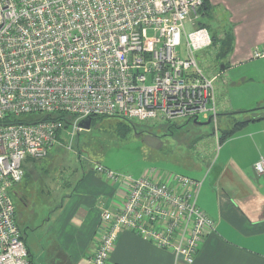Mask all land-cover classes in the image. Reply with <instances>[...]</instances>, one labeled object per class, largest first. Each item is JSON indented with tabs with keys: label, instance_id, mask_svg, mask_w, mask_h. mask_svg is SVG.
<instances>
[{
	"label": "built area",
	"instance_id": "built-area-1",
	"mask_svg": "<svg viewBox=\"0 0 264 264\" xmlns=\"http://www.w3.org/2000/svg\"><path fill=\"white\" fill-rule=\"evenodd\" d=\"M203 3L0 0V264H31L9 193L23 179L25 162L45 158L62 134L71 140L81 119L119 116L150 125L209 119L217 126L220 72L199 62L211 47L209 30L196 22ZM251 58H264V47ZM58 113L75 116L69 128L45 117ZM214 134L219 140L216 127ZM93 169L121 202L114 209L100 204L89 264H107L123 231L184 264L194 261L214 229L197 205L202 179L157 168L133 177L96 162ZM253 169L264 174V156Z\"/></svg>",
	"mask_w": 264,
	"mask_h": 264
},
{
	"label": "crops",
	"instance_id": "crops-1",
	"mask_svg": "<svg viewBox=\"0 0 264 264\" xmlns=\"http://www.w3.org/2000/svg\"><path fill=\"white\" fill-rule=\"evenodd\" d=\"M196 22L214 38L212 49L202 53L215 64L209 71L220 72L215 81L218 123L219 116H225L226 123L221 125L228 132L232 123L254 118L221 142L212 132L211 137L204 136L193 144L194 151L204 160L202 168L197 165L198 172L193 177L202 179L197 205L213 220L214 229L203 237L191 264H264V174L258 175L253 169V163L264 156V105L258 97L253 98L252 104L234 101L233 97L237 95L233 86L239 87L247 77L237 68L251 61L256 46L264 47V0H204ZM226 38L230 39V48L218 57V43ZM258 65L264 72V64ZM252 109L258 111L251 112ZM94 163L65 174L64 178H52L60 182L56 185L57 203L47 206L43 214L25 219L32 233L44 226L37 237L40 247L33 251L26 244L31 264L33 258L38 264H89L100 204L114 209L121 202L114 195L113 186L94 171ZM24 169V177L14 192L27 208L33 198ZM29 171L40 176V172ZM107 264L184 263L135 233L123 231Z\"/></svg>",
	"mask_w": 264,
	"mask_h": 264
},
{
	"label": "rangeland",
	"instance_id": "rangeland-1",
	"mask_svg": "<svg viewBox=\"0 0 264 264\" xmlns=\"http://www.w3.org/2000/svg\"><path fill=\"white\" fill-rule=\"evenodd\" d=\"M199 20L202 21V16ZM187 30H190L188 25ZM212 44L214 40L211 37V46ZM217 47V49L221 48V42ZM263 61L251 59L237 68V71L243 72L247 77L240 81L239 87L233 86L237 92V95L233 94L234 101L252 104L251 102L255 100L253 98L258 97L264 105V72L258 65L261 63L262 66ZM199 62L208 70L215 65L210 57ZM257 111V109L251 110V112ZM226 120L225 116H219V123L214 126L213 123L198 125L193 123V120L179 118L172 123L181 126L172 128L170 134L159 125L135 122L136 127L130 128L124 120L104 117L93 122L88 129L82 128L71 140L62 134L45 158L29 159L25 163L26 173L28 172L25 179L31 187L32 204L24 208L22 199L14 192L16 185L9 192L15 205V221L27 246L33 251L35 247H40L37 237H40L44 231V226H41L35 228L32 233L24 223L27 216L35 218L38 214H43L47 206L51 208L57 203L56 185L60 182L52 178H64L63 175L80 170L82 166L94 162H100L114 171L130 174L133 177L146 174L150 168L194 177V173L198 172L197 165L201 167L204 160L194 151L193 144L202 141L204 136L211 137L215 127L220 136L224 132L223 126ZM205 121L199 120V122ZM232 126L233 123L230 128ZM29 170L36 174L40 172V176H33ZM38 223L37 221L36 225ZM32 264H38L35 258Z\"/></svg>",
	"mask_w": 264,
	"mask_h": 264
},
{
	"label": "trees",
	"instance_id": "trees-1",
	"mask_svg": "<svg viewBox=\"0 0 264 264\" xmlns=\"http://www.w3.org/2000/svg\"><path fill=\"white\" fill-rule=\"evenodd\" d=\"M212 40H214V38L212 37ZM230 48V39L229 38H226L224 40L221 41V48L218 50L217 52V56L218 57H223L229 50ZM54 116L55 118L61 120L63 122V128H69V125L71 123V121L74 119V115L73 114H66V113H58L56 115H46L45 117H52ZM43 116H27L25 117V119L27 120H34V119H39ZM91 124L95 121H97L98 119H102L104 117H107V116H99V115H91ZM115 118H119L121 120H124V122L128 123L129 127L130 128H135L136 127V124H134L135 122L134 121H131V120H127V119H124L122 117H119V116H114ZM254 118V117H253ZM253 118H249V119H246V120H242V121H237L233 124L231 130H229L228 132H224L222 133L220 136H219V140L218 142H221L226 136L230 135L231 133L235 132L236 130L240 129L241 127H243L245 124H247V122H249L250 120H253ZM23 120V118H22ZM158 126V125H156ZM181 125H176V124H173L171 122L169 123H164V124H160L159 127H162V129L166 132H171L172 131V128H178L180 127ZM126 127L128 128V126L126 125ZM124 128V127H123ZM126 129V128H124ZM129 130V128L127 129ZM213 132H214V129H213ZM62 134V133H61ZM171 134V133H170ZM61 138V137H60Z\"/></svg>",
	"mask_w": 264,
	"mask_h": 264
},
{
	"label": "water",
	"instance_id": "water-1",
	"mask_svg": "<svg viewBox=\"0 0 264 264\" xmlns=\"http://www.w3.org/2000/svg\"><path fill=\"white\" fill-rule=\"evenodd\" d=\"M220 68H222V65L220 66ZM193 123H196L198 125H205L210 123V120L207 119L205 122H199L197 120H193ZM90 124H91V117L87 116L79 121L78 126L80 128L88 129L90 127Z\"/></svg>",
	"mask_w": 264,
	"mask_h": 264
}]
</instances>
